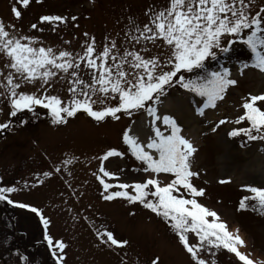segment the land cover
<instances>
[{"label":"snow or ice","instance_id":"obj_1","mask_svg":"<svg viewBox=\"0 0 264 264\" xmlns=\"http://www.w3.org/2000/svg\"><path fill=\"white\" fill-rule=\"evenodd\" d=\"M32 2L18 0L11 8L14 17L21 19ZM145 14L148 20L142 25L130 18L123 50L110 37H105L106 43L98 50L96 38L85 32L87 39L82 42L81 52L46 46L39 36L25 34L15 23L6 24L0 19V60L4 62L0 67V102H6L10 117L36 113L37 107H42L51 114L53 124H66L68 118L80 112L96 122L108 118L119 121L121 115L146 113L151 118V134L145 141L139 134H132L131 126L122 133L127 152L140 162L136 171L143 179L121 181L123 169L109 171L105 161L126 155L115 147L109 148L99 157V174L94 173L103 187L102 198L139 203L162 218L190 264H215L212 257L221 250L233 254L236 264H264V259L249 250L240 229L203 202L206 189L195 182L201 175L194 168L197 147L176 117L161 112V97L166 98L168 89L177 85L200 98L195 108L198 115L204 116L206 109H216L229 87L238 81L223 62L215 69L210 62L221 55L230 60L237 47L247 53V59L240 61L241 72L249 67L264 72V6L255 5L253 0H168L166 7H150ZM76 20V16L44 14L30 28L43 32L40 25L47 24L55 32L60 25L67 26ZM59 81L68 85L66 97L50 91ZM241 106L243 112L234 123L247 126L233 127L228 136L264 142V93H249ZM227 122V118L220 119L211 130L215 132ZM11 123H0V130L8 129ZM20 123L27 121L21 119ZM74 159L53 164V171L59 173L62 165H69ZM53 171L40 175L50 177ZM243 187L250 195L240 200L239 209L251 208L264 214V187ZM17 191L16 186H4L0 177V201L30 208L47 229L50 221L40 209L11 199ZM101 229L96 231L101 244L122 248L129 243L117 238L106 226L101 225ZM44 238L56 264H63L65 242H54L47 231ZM159 260L157 256L151 264H159Z\"/></svg>","mask_w":264,"mask_h":264},{"label":"rangeland","instance_id":"obj_2","mask_svg":"<svg viewBox=\"0 0 264 264\" xmlns=\"http://www.w3.org/2000/svg\"><path fill=\"white\" fill-rule=\"evenodd\" d=\"M253 3L264 6V0H253ZM14 4H18V0H0V19L6 24L15 23L23 33L39 36L46 46L81 52L82 42L87 39L83 35L85 32L96 38L98 50L106 43L105 37L115 39L123 50L126 46L124 34L131 27L130 18L142 25L148 20L145 13L150 7H166L168 0H42V3L33 0L19 20L11 12ZM18 6L23 9L22 5ZM44 14L76 16L77 20L67 26L60 25L55 32L47 24L40 25L43 32L31 29L30 25ZM245 59L246 50L237 47L230 60L221 55L217 61L210 62L213 69L223 62L238 83L230 86L224 100L218 102L221 109L218 121L227 118L229 122L213 132L211 129L215 125L211 123L213 126H209V120L199 115L194 168L201 175L195 182L206 189L203 202L225 214L226 221L244 233L253 255L264 259V214L251 208L239 209L240 200L250 195L243 185L264 187L262 172L257 169L258 163L264 166V142L228 136L233 127L247 126L246 123H234L243 112V98L249 93H264V72L252 67L241 72L240 61ZM3 63L0 60V67ZM67 87L65 81H59L50 91L66 97ZM184 93L187 92L177 85L168 89L167 95L173 97ZM187 94L196 108V101L200 98ZM0 108L3 109L0 123L12 121L8 129L0 130L3 185L16 186L18 191L11 194V199L40 209L50 221L45 229L40 216L30 208L0 201V240L8 238L7 243L13 240L15 245L24 244L21 251L24 256L8 251L10 259L7 264H56L50 248L53 262L44 258L48 245L43 238L46 231L54 242L60 239L67 245L63 264H151L157 256L159 264H190L188 255L162 218L139 203L130 204L123 198L104 200L101 195L103 187L94 175L99 174V157L115 147L126 155L110 158L105 161V167L112 172L123 169L121 181L143 179L136 171L140 162L127 152L122 133L144 112L134 113L131 117L121 115L119 121L108 118L102 122L80 112L68 118L66 124H53L51 114L39 106L36 113L18 114L17 117L9 116L6 102H0ZM21 119L27 123H20ZM72 157L76 159L69 165H62L59 173L53 171V164H62L63 160ZM45 171H53V175H40ZM38 180L43 182L38 183ZM221 180L227 182L220 183ZM109 182L116 181L109 179ZM101 225L129 243L122 248L101 244L96 235ZM27 243L29 245L25 247ZM31 244L36 248L30 249ZM8 248L1 244L0 255ZM212 259L215 264H236L234 255L226 250L219 251ZM0 264H3L2 259Z\"/></svg>","mask_w":264,"mask_h":264},{"label":"bare ground","instance_id":"obj_3","mask_svg":"<svg viewBox=\"0 0 264 264\" xmlns=\"http://www.w3.org/2000/svg\"><path fill=\"white\" fill-rule=\"evenodd\" d=\"M163 101V104L161 106V112L162 113H168L170 115H173L174 117L177 118L178 122L183 126L184 133L188 138H190L194 143H196V138H197V129L199 128L198 126V118L199 115L195 112V108L191 101L189 100L188 94L184 93L183 95H176V96H168L165 98H161ZM199 101V99H197ZM221 109L218 105L216 109H206L205 110V118L208 119L209 121V126H213L218 124V119L220 117ZM222 117V116H221ZM150 121L151 118L147 116L146 113H143L139 119H137L132 125V134H139L140 139L142 141L146 140V136L150 135ZM213 123V124H211ZM196 156L194 157V159ZM263 158V163H264V156ZM258 168L262 174L260 175L263 177L264 181V170L263 167L260 163H258ZM255 175L256 170H254ZM221 217L226 220L225 214L220 213L218 211ZM231 226L235 227L234 224L229 223ZM241 235L245 236L243 232H241ZM246 237V236H245Z\"/></svg>","mask_w":264,"mask_h":264},{"label":"trees","instance_id":"obj_4","mask_svg":"<svg viewBox=\"0 0 264 264\" xmlns=\"http://www.w3.org/2000/svg\"><path fill=\"white\" fill-rule=\"evenodd\" d=\"M7 211V210H6ZM0 231H1V228H0ZM2 234V233H1ZM8 242V238H5L4 240H0V245L1 244H4V245H6V246H8L9 248H8V250L4 253V252H2L1 253V256L7 261V263H9V259H10V257H9V252L8 251H11V252H14L15 254H17V255H19L20 254V256L21 257H23L24 256V253L22 252L21 253V251H22V249H23V247H24V244L23 243H18V244H16L15 245V241H11L10 243H7ZM11 244V245H10ZM13 245V246H12ZM29 244L27 243V244H25V247L26 246H28ZM45 247V246H44ZM29 248L30 249H35L36 248V246L34 245V244H31L30 246H29ZM27 252L29 253V250H27ZM44 258H46V260H49L50 259V261H52L53 262V260L51 259V255H50V250H49V247L46 245V252H45V257ZM37 264H40V263H37Z\"/></svg>","mask_w":264,"mask_h":264}]
</instances>
